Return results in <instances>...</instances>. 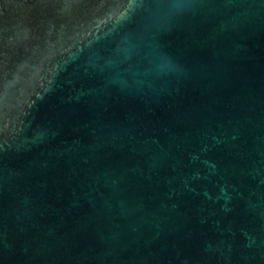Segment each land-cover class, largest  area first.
<instances>
[{
	"label": "water",
	"instance_id": "1",
	"mask_svg": "<svg viewBox=\"0 0 264 264\" xmlns=\"http://www.w3.org/2000/svg\"><path fill=\"white\" fill-rule=\"evenodd\" d=\"M0 264H264V0H0Z\"/></svg>",
	"mask_w": 264,
	"mask_h": 264
}]
</instances>
